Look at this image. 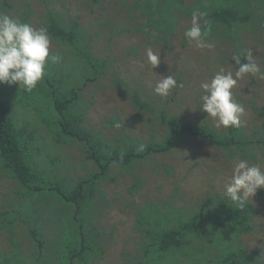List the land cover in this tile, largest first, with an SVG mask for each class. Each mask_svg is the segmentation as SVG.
<instances>
[{
    "label": "rangeland",
    "instance_id": "rangeland-1",
    "mask_svg": "<svg viewBox=\"0 0 264 264\" xmlns=\"http://www.w3.org/2000/svg\"><path fill=\"white\" fill-rule=\"evenodd\" d=\"M0 1L12 5L6 10L1 9L0 15L19 19L23 11L33 10L34 13L24 22L34 27L44 26V16L48 9L57 11L65 24L77 21L79 28L86 33L85 39L96 45L101 55L113 61L112 70L107 71L104 78L83 88L81 102L84 106L79 111L82 112L84 129L114 146L127 143L125 138L135 142L159 140L161 127L140 122L145 113L139 114L129 102L127 94L113 86L112 76L127 84L143 87L151 99H159L153 93L158 76L170 74L176 77L182 74L183 85L177 93L173 89L168 96L167 109L196 125L214 127L211 119H205L207 114L198 110L201 94L199 85L210 81L220 67L234 71L231 57L236 53V42L242 44L246 51L250 50L253 57L257 58L256 63L264 70V21L251 18L244 23L231 43L224 44L219 39L211 38L207 40L213 46L211 50L196 51L187 45L183 35L191 27V20L181 17L175 23L176 30L171 34L168 46L152 47L154 52L160 53V64L152 70L145 55V49L150 44L144 34L135 31L133 27L130 32L112 35V38L103 32L109 21L117 23L119 19L121 25L130 24L133 19L126 18V15L130 12L133 0ZM258 1L264 0H254L257 4L245 9L242 14H251L262 8L264 4ZM184 2L190 7L195 0ZM57 48L58 45L51 38L49 52ZM67 54L71 55L70 52ZM60 57L56 72H70L79 82H83L88 75L87 66L79 59H67L64 55ZM114 70L115 75H111ZM1 89H7L10 97L23 93L16 85L4 84ZM232 91L234 98L245 109L241 124L259 127L260 121L256 118L253 106L264 109V80L247 76ZM11 106L10 113L15 121L28 132H34L35 140L31 147H39L42 156L32 157L33 164L37 171L44 173L46 179L69 189L80 179H87L97 171L98 167L80 143L62 136L38 112L23 102L12 100ZM117 123L122 127L116 128ZM258 151H255L257 162L251 163L259 164L264 171V148ZM238 159L241 158L230 157L229 152L207 141L188 139L167 155L145 158L128 168L111 166L105 177L89 184L88 191H93L87 198L92 200L87 201L90 214L86 227L81 225V215L73 220L74 205L65 203L58 190L44 192L41 196L45 198L38 205V216L42 217V234L45 238L40 261L44 264H81L84 259L88 260V264H218L216 261L227 250L242 246L248 254L253 255L252 264L264 262V190H258L252 203L249 201L254 215L251 220L252 232L238 237L234 245L228 242L219 244L217 232L205 224L201 225L199 239L190 238L192 243L177 255L160 254L148 246L138 223L141 214H148V207L154 204L162 214L181 221L188 214L200 212L202 207L214 209L212 201L216 196L226 198L223 194L224 186L231 177L233 163ZM18 190L20 187L11 175L0 169L1 213L11 211V202L19 200ZM207 199L209 201L204 202ZM152 213L153 209L150 219L154 218ZM36 214H32L35 215L33 219H36ZM92 216L94 219L91 223L92 219L89 218ZM5 217L4 221L9 219L10 214ZM19 224L16 222L11 231L14 232V241L21 242L22 264H29L28 257L33 243L28 237L26 224ZM22 229L24 232H21ZM200 241H204V244L201 245ZM12 247L9 228L0 229V255L11 252Z\"/></svg>",
    "mask_w": 264,
    "mask_h": 264
},
{
    "label": "trees",
    "instance_id": "trees-1",
    "mask_svg": "<svg viewBox=\"0 0 264 264\" xmlns=\"http://www.w3.org/2000/svg\"><path fill=\"white\" fill-rule=\"evenodd\" d=\"M3 3L0 1V10L12 7L6 2ZM184 3V0H133L130 12L126 15V18L133 19L130 24L121 25L119 19L117 23L109 21L105 24L103 32H107L108 38H112V35H124L130 32V28L133 27L135 31L147 37L149 46L167 47L171 34L176 30L175 23L177 24L181 17L191 20L193 11L199 10L206 14L201 20L202 30L208 33L206 40L215 38L225 44L235 40L244 27V23L251 18L255 21H264V6L257 11H252L251 14H242V11L257 4L254 0H195L190 7ZM259 3L264 4V1ZM32 12L34 13L31 9L23 11L22 16L18 17L19 20L26 21ZM44 17V26L58 45L56 51H51L50 55H64L67 59L70 57L81 60L87 66L88 75L83 82H79L78 78L70 72H56L57 63L50 62L46 65L43 80L31 93H16L17 95L10 97L9 91L2 90L0 85V169L10 174L20 187L17 193L19 200L11 202V211L0 212V229L9 228L13 246L11 252L0 255V264H22L23 262L21 242L14 241V232L11 231L16 222L20 223L19 225L26 224L28 237L31 244L33 243V249L28 257L29 264H44L42 260L40 261V252L45 238L42 234V217L38 216L40 211L38 205L45 198L41 196L44 192L58 190L65 203L74 205L73 220L81 215V225L86 227L88 214H90L87 201L92 200L87 198L93 191H88V187L94 180L99 181L101 177H105L111 166L128 168L145 158L167 155L188 139H202L222 151L229 152L230 157L238 156L252 163L257 162L255 151L261 152L264 148V109L253 106L256 118L260 121L259 127L241 124L239 128L218 129L207 124L196 125L167 109L169 104L166 101L169 97L162 100L161 97L151 99L145 88L127 84L116 76L111 78L113 86L127 94L129 102L139 114L145 113V116L140 118L142 124L150 126L154 124L161 127L160 139L151 142H135L125 138V141L128 140L127 143L114 146L86 131L82 125V112L79 111L84 106L81 102L83 88L104 78L107 71L112 70L113 61L101 55L97 46L85 39L86 33L84 34L79 28L77 21L65 24L60 18L61 15L51 9H48ZM235 50L236 53L241 50L246 51L238 42H236ZM111 75H115V70ZM175 78L179 85H183L182 74H177ZM179 88L174 89V93H177ZM82 98L85 99L83 95ZM12 100L21 101L28 107H32L62 136L80 143L98 167L97 171L87 179H80L69 189L63 184L46 179L44 173L37 171L33 164L32 157L42 156L39 147H31V143L35 140L34 132H28L24 126L15 121L13 115L11 116ZM141 145H143L142 149ZM49 173L53 172L49 171ZM206 201L209 199L204 200ZM212 204L215 205L214 209L202 207L200 212L188 214L182 221L162 214L156 204L149 206L148 214L142 213L141 219H138L148 246L155 248L160 254L177 255L185 246L192 243L191 239L200 237L201 225L205 224L210 225L217 232V240L223 245L227 242L234 245L238 237L252 232L251 220L254 215L250 203L243 209H237L226 198L216 196ZM152 209L154 218L150 219ZM34 212L37 213L36 219H33ZM9 214V219L4 221L3 217ZM93 217L89 218L92 219L91 223ZM21 232H24V229ZM202 242L204 241H200L201 245L204 244ZM84 248L85 245H83ZM253 260V255L248 254L240 246L227 250L216 262L218 264H252ZM81 264H88V260L84 259ZM258 264H264V262Z\"/></svg>",
    "mask_w": 264,
    "mask_h": 264
},
{
    "label": "clouds",
    "instance_id": "clouds-1",
    "mask_svg": "<svg viewBox=\"0 0 264 264\" xmlns=\"http://www.w3.org/2000/svg\"><path fill=\"white\" fill-rule=\"evenodd\" d=\"M206 15L199 10L191 15V27L184 32L187 45L196 50H211L207 31L202 30L201 20ZM51 38L46 26L34 27L9 15H0V85H16L24 93H31L46 74L49 62L59 63V55H50ZM147 62L153 70L160 64V53L146 47ZM250 50L232 55L234 71L220 67L210 81L201 82L198 110L206 113L217 128H239L245 109L233 95L238 82L247 76L264 80V70L256 63ZM153 72V71H152ZM153 93L168 97L173 89L181 87L174 75H160ZM204 119V120H205ZM121 128L120 123L115 124ZM143 145H141V149ZM258 190H264V171L259 164L238 159L233 163L231 177L224 186V196L237 209L245 208Z\"/></svg>",
    "mask_w": 264,
    "mask_h": 264
}]
</instances>
